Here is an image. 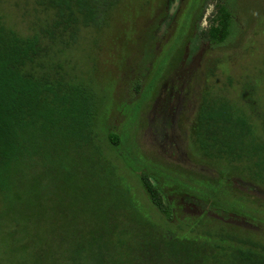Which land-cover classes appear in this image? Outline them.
<instances>
[{"label":"trees","instance_id":"obj_1","mask_svg":"<svg viewBox=\"0 0 264 264\" xmlns=\"http://www.w3.org/2000/svg\"><path fill=\"white\" fill-rule=\"evenodd\" d=\"M201 1L193 0L184 34H175L180 44L173 41L157 57L133 102V130L122 132L106 125L104 87L83 70L85 59L73 64L70 55L87 31L97 34L94 49L126 0H38L43 16L26 30L0 14V264H264L259 235L207 212L176 216L162 196L165 185L177 186L211 207L264 223V202L229 183L236 176L264 187V73L244 81L228 74L218 85L212 79L225 61L206 65L186 133L220 177L152 162L135 141L142 107L203 15ZM234 24L232 9L221 4L203 37L225 45ZM122 163L140 193L120 172ZM50 194L57 195L53 204L70 208L60 215L70 225L51 217ZM42 212L52 226L34 220Z\"/></svg>","mask_w":264,"mask_h":264},{"label":"rangeland","instance_id":"obj_2","mask_svg":"<svg viewBox=\"0 0 264 264\" xmlns=\"http://www.w3.org/2000/svg\"><path fill=\"white\" fill-rule=\"evenodd\" d=\"M37 1L0 0V14L9 17L19 28L30 29L43 16ZM221 4L232 9L236 34L227 44L214 46L203 37L202 32L217 17ZM192 5L193 0H126L118 9L112 27L94 49L91 44L97 34L84 32L83 40L71 52V62L82 63L85 59L83 70L91 72L97 83L104 87L102 92L107 95L105 109H108V127L119 132L124 127L133 130L135 124L132 126L130 120L137 115L138 108V104L133 102L141 96L157 57H161L160 53L167 52L168 45L173 41L180 44L181 38L175 34L179 30L180 35L184 34L180 27L188 24ZM200 6L203 15L194 18L184 42L143 105L134 135L139 153L152 162L220 177L221 174L208 160L194 152L186 129L194 116L209 60L225 61L212 79L218 85L226 81L228 74L235 81H244L257 77L260 72L264 73V33L261 29L264 0H202ZM122 164L120 172L128 176L140 193L137 180ZM229 183L235 189L264 202V187L236 176L229 177ZM54 191L64 192V189ZM162 196L167 204L172 205L176 216L195 217L207 212L209 216L228 222L242 232L254 233L264 239V223L211 207L209 202L199 200L177 186L165 185ZM49 197L50 204H53L57 195L50 194ZM32 200L36 204H31V208L36 214L40 212L36 210L37 196H32ZM54 204L51 217L61 221L60 215H68L71 210L66 204ZM242 206L247 208L246 205ZM36 217L34 220L41 221L39 225L42 227L53 225V222L44 220V212L39 219ZM61 225L70 223L61 221Z\"/></svg>","mask_w":264,"mask_h":264}]
</instances>
